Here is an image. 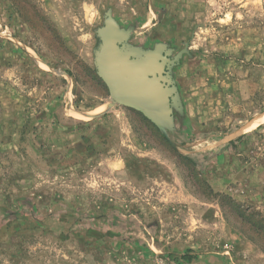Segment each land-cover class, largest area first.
Masks as SVG:
<instances>
[{"label": "rangeland", "instance_id": "obj_1", "mask_svg": "<svg viewBox=\"0 0 264 264\" xmlns=\"http://www.w3.org/2000/svg\"><path fill=\"white\" fill-rule=\"evenodd\" d=\"M109 18L181 56L169 138L108 109ZM263 116L264 0H0V264H264Z\"/></svg>", "mask_w": 264, "mask_h": 264}, {"label": "water", "instance_id": "obj_2", "mask_svg": "<svg viewBox=\"0 0 264 264\" xmlns=\"http://www.w3.org/2000/svg\"><path fill=\"white\" fill-rule=\"evenodd\" d=\"M131 31H121L109 18L99 32L101 46L96 52L99 77L106 84L110 100L108 109L117 105L131 108L151 120L168 137L174 128L173 111L179 105L176 88L167 76L181 56L171 60L164 46L154 51L131 47ZM178 110V109H177Z\"/></svg>", "mask_w": 264, "mask_h": 264}, {"label": "trees", "instance_id": "obj_3", "mask_svg": "<svg viewBox=\"0 0 264 264\" xmlns=\"http://www.w3.org/2000/svg\"><path fill=\"white\" fill-rule=\"evenodd\" d=\"M243 138H244V137H240V138L238 139V141H241ZM181 259H182V260H185V261H192V260H193L192 257H191V255H189V254L184 255Z\"/></svg>", "mask_w": 264, "mask_h": 264}, {"label": "bare ground", "instance_id": "obj_4", "mask_svg": "<svg viewBox=\"0 0 264 264\" xmlns=\"http://www.w3.org/2000/svg\"><path fill=\"white\" fill-rule=\"evenodd\" d=\"M264 124V116L262 118H260L259 120H257L254 124V126L258 127L260 125Z\"/></svg>", "mask_w": 264, "mask_h": 264}, {"label": "crops", "instance_id": "obj_5", "mask_svg": "<svg viewBox=\"0 0 264 264\" xmlns=\"http://www.w3.org/2000/svg\"><path fill=\"white\" fill-rule=\"evenodd\" d=\"M130 41V40H129ZM129 41H128V44H129ZM130 45V44H129ZM131 46V45H130ZM137 49H141V48H137ZM142 50V49H141Z\"/></svg>", "mask_w": 264, "mask_h": 264}, {"label": "flooded vegetation", "instance_id": "obj_6", "mask_svg": "<svg viewBox=\"0 0 264 264\" xmlns=\"http://www.w3.org/2000/svg\"><path fill=\"white\" fill-rule=\"evenodd\" d=\"M170 59V58H169Z\"/></svg>", "mask_w": 264, "mask_h": 264}]
</instances>
